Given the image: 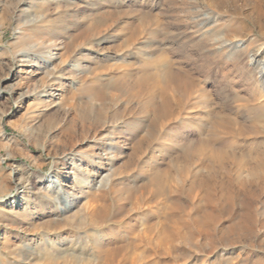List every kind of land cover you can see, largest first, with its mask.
<instances>
[{"label": "rangeland", "instance_id": "obj_1", "mask_svg": "<svg viewBox=\"0 0 264 264\" xmlns=\"http://www.w3.org/2000/svg\"><path fill=\"white\" fill-rule=\"evenodd\" d=\"M210 16L230 53L186 32ZM263 62L264 0H0V264H264ZM52 81L30 121L18 94ZM100 136L111 166L63 209L68 165L39 180Z\"/></svg>", "mask_w": 264, "mask_h": 264}, {"label": "bare ground", "instance_id": "obj_2", "mask_svg": "<svg viewBox=\"0 0 264 264\" xmlns=\"http://www.w3.org/2000/svg\"><path fill=\"white\" fill-rule=\"evenodd\" d=\"M212 17L210 16V17L202 18L201 21L195 25H192V24L189 26L187 25L188 27L186 26L187 27L186 32L193 38H197L200 40L207 39L208 41L206 40V43L204 44L207 45L208 43L212 45V47L209 45L211 49L212 48L217 49L216 51H220L223 53L225 52V54L228 52L230 53V51H232V49L238 45L236 43L232 44L231 42H229L228 40L222 37L223 36L221 35L222 27L215 26L212 23L213 22L211 20ZM229 23H232V22H229ZM225 25L227 24L225 23ZM224 27L228 28V26H224ZM230 27L231 26H229V28ZM98 40L102 41L103 38H101L100 36ZM54 49H57V48H54ZM47 52L48 54H46L45 58H43L44 56H42V54L41 55L36 54L34 51L24 54L26 56L25 60L26 61L29 60L30 62L29 63L24 62L23 66H35L38 69L43 66H49L55 57L51 55L50 51H47ZM22 53H25V52H22ZM257 56H258V52H253L251 56L252 58L250 59L256 60ZM2 62L5 64L6 70H7V74L3 77L2 81H5V82L10 81V80L17 78V76H21L22 74L28 73L27 68L25 69L19 68L16 73L12 74V71L14 70L15 64H16L14 60L11 59L7 63L4 61ZM255 69H256V73H258L259 76L264 78V62L263 64L261 63L260 65L255 67ZM18 96L19 97L17 100L19 101L27 100V99L32 100L33 107L31 106L32 109L28 110V112L26 113V117L29 118L30 121H33V120L38 121V115L42 110L39 112L37 108V104L39 103L45 104V102H47L48 100H51V103H49L48 105L46 104L47 105L46 109H50L52 107L57 108L59 106L60 98L62 95H61L60 88L57 85H55V82L52 81L46 84L44 87H42L39 90L27 91V92L18 94ZM5 137L7 136H3V138ZM93 146H94V150L88 153H80V152L69 153L59 162V167L57 171H55L54 175L47 174L39 180L40 187L43 188L46 193H50V194L58 193V191H60V185L58 183H60L61 181L60 179L63 177L64 172L66 171V167L68 165L69 170L67 172L66 178L69 181L71 187L69 189L70 191H64V190L62 191L59 204L62 206L63 209H68L72 206V204L74 203V200H76V195H75L76 191H78L79 193L85 189H89L95 186L103 178L105 172L109 169V166H111L110 164L113 160V155L111 154L110 150L114 148L113 137L112 136L97 137L95 138V140H93ZM84 164L88 165L89 170H84ZM9 201L10 200L5 199V198L1 199V202H4V203H7Z\"/></svg>", "mask_w": 264, "mask_h": 264}]
</instances>
